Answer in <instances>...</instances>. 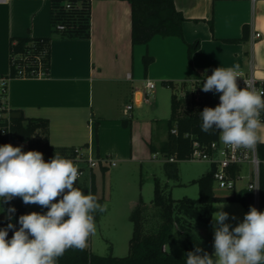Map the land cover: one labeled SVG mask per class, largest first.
I'll return each mask as SVG.
<instances>
[{"label": "crops", "instance_id": "0c3cea01", "mask_svg": "<svg viewBox=\"0 0 264 264\" xmlns=\"http://www.w3.org/2000/svg\"><path fill=\"white\" fill-rule=\"evenodd\" d=\"M65 1L0 0V77L11 71L13 38L50 39L49 74L11 78L5 102L12 112L48 119L52 158L58 153L71 159L79 148L93 158L114 153L122 160H134L133 130L140 123L138 109L149 100L143 98L147 79L177 85L193 81L205 71L237 64L264 78V0H174L186 17L185 40L155 36L148 45L132 43L129 1L71 0L78 2L79 9L90 4V29L80 35L56 28L55 17ZM245 24L249 26L247 41H224L241 37ZM196 39L200 46L190 61L187 43ZM147 52L154 60L145 71L143 57ZM131 102L135 107L129 109ZM148 135L142 138L151 140L152 133ZM260 135L264 141V122ZM92 173L96 174L93 169L85 174ZM224 203L230 217L226 222L233 227L249 211L240 201ZM136 205L134 202L133 208ZM0 207L5 210L0 212L3 224L9 204ZM206 237L214 240V228Z\"/></svg>", "mask_w": 264, "mask_h": 264}, {"label": "clouds", "instance_id": "9594fccd", "mask_svg": "<svg viewBox=\"0 0 264 264\" xmlns=\"http://www.w3.org/2000/svg\"><path fill=\"white\" fill-rule=\"evenodd\" d=\"M240 66L218 67L206 75L201 90L220 93V103L200 112L201 131L219 133L222 144L235 148L255 149L261 139V116L264 114V91L250 81L238 87ZM81 173L69 159L55 153L45 161L43 153L23 151L22 146H0V204L21 198L25 205L48 209L44 213L20 215V227L9 222L0 228V264H58L68 249L83 250L95 234V213L107 211L98 197L76 187ZM222 204L212 214L214 252L200 247L188 251L186 264H264V212L254 206L243 220L232 226ZM0 207V212H4ZM14 207L7 209L11 221ZM235 220L236 217L232 216ZM9 230L13 231L8 239Z\"/></svg>", "mask_w": 264, "mask_h": 264}, {"label": "trees", "instance_id": "16d2710c", "mask_svg": "<svg viewBox=\"0 0 264 264\" xmlns=\"http://www.w3.org/2000/svg\"><path fill=\"white\" fill-rule=\"evenodd\" d=\"M131 5L132 20V43L148 45L155 37H179L184 38L183 25L186 17L176 8L174 0H127ZM83 8H73L57 12L55 24L64 22L69 32L80 35L89 32L90 29V4H85ZM197 20V19H196ZM213 30V21L209 20ZM88 34V33H87ZM249 38V26H243V35L238 38L225 39V42L240 43ZM188 55L191 61L193 53L199 48L200 40L196 39L192 43H187ZM10 52L17 54L19 58L26 55H41L42 61L48 67L51 59L50 39L17 37L11 40ZM154 58L147 52L143 57L144 68L147 71ZM12 75H17V70L12 67ZM200 76V75H198ZM186 86V81L181 83ZM174 91L176 83L167 82ZM202 83L191 93L190 97L179 96L172 93V114L167 121V138L162 146L150 145L151 152H162L165 157L175 155L179 160L191 159L195 140L201 143H210L219 138L218 132L206 134L201 131L200 112L205 107L215 108V98L213 92L201 90ZM1 125V123H0ZM177 129L173 133L172 128ZM12 135L15 139L26 141L29 144V151L35 150L43 153V158L47 162L52 158V147L49 140V121L42 117H12ZM96 138L98 136V125H95ZM8 144L6 135L0 132V146ZM259 155L264 159V142L258 144ZM74 152V151H73ZM178 161H165V170L168 178L178 179ZM214 168L210 172L193 180L199 186L198 199H175L167 191V184H162L155 179L153 204L158 208L159 222L154 231L145 229L146 212L148 206L142 200L133 208L131 219L133 221V234L130 239L129 253L119 257L112 254L100 255L94 253L88 246L83 250L68 249L58 260V264H186V255L179 257L169 253L165 247L172 237L175 222L178 223L179 238L183 242L186 253L200 247L204 251L212 254V250L206 245L197 233L192 230V220H202L207 223L211 221V208L216 201H240L250 209L252 206L253 193L247 188L242 189L238 195L221 197L214 193ZM84 191L83 183L79 186ZM91 193L94 194V174H91ZM9 207L16 209L9 221L20 227L18 219L20 215L28 214L29 205H25L21 198H14ZM260 211L264 212V169L261 172L260 188ZM97 215L95 213V220ZM7 225H2L5 228ZM11 237L13 231L9 230ZM91 237V236H90ZM90 237L87 241L90 242Z\"/></svg>", "mask_w": 264, "mask_h": 264}, {"label": "rangeland", "instance_id": "374dc122", "mask_svg": "<svg viewBox=\"0 0 264 264\" xmlns=\"http://www.w3.org/2000/svg\"><path fill=\"white\" fill-rule=\"evenodd\" d=\"M154 82L155 93L150 94L149 100L144 102L141 109H138L140 123L135 125L133 130L134 148L137 153L135 159L132 161L122 160L114 153L101 157L94 156L97 161V165L93 168L96 173L94 175V194L98 197L100 204H107V211L96 213V231L94 235H91L87 246L94 253L100 255L112 254L123 257L129 253L130 239L134 228L131 219L134 202L139 203L142 200L148 206L145 229L154 231L157 228L158 208L153 204L155 179L160 180L164 185L167 184V191L175 199H198L199 186L197 183H193V180L211 170V164L203 159L179 160L177 162L179 178L170 179L165 170V155L162 152L154 153L148 149L150 145L158 149L162 146L167 135V121L172 114L173 89L161 81ZM195 89L192 81H187L186 86L179 83L176 87L177 94L185 97H190ZM130 105L135 107L134 102H131ZM149 132L152 133L151 140H149ZM145 133L149 137L147 141L142 138ZM137 147L138 150H136ZM59 155L67 159V156ZM242 173L247 175V166ZM247 181V178L238 180L235 191L220 188L214 184V193L221 197L238 195L242 189L247 187ZM81 183H85L86 190L91 192L90 174L79 178L75 186L77 187ZM84 193L86 194V191ZM224 202L228 201L213 203L210 223L202 220H192L191 223L192 230L205 240L207 247L211 250L213 240L211 237L207 238L206 233H211L213 230L212 214L220 210L217 207L222 204L227 206V203ZM225 208L227 207H224V211L227 210ZM47 210L38 205H29L28 207V213H44ZM165 248L169 253L179 257H184L186 254L185 246L179 238L177 222H175L172 237Z\"/></svg>", "mask_w": 264, "mask_h": 264}, {"label": "built area", "instance_id": "2783aa9c", "mask_svg": "<svg viewBox=\"0 0 264 264\" xmlns=\"http://www.w3.org/2000/svg\"><path fill=\"white\" fill-rule=\"evenodd\" d=\"M65 10H71L78 7L77 1H65L63 2ZM56 28L58 30H66L67 26L64 22H57ZM256 37H260V33L255 34ZM15 67L17 75L15 77H45L48 73V67L45 66L42 61L41 55L30 56L29 54L19 58L17 54L11 55V69ZM213 70H208L195 78L192 83L195 87H199L204 81L206 75H211ZM241 77L237 78L238 87L243 89L245 87L244 80L250 81L251 84L257 89L264 91V78L255 76L253 72H246L239 69ZM12 75V70L7 76L0 77V132L7 136L8 144L13 146H22V150L29 151V144L26 141L17 140L13 137L11 131L12 124V111L7 108L5 98L7 94L8 84ZM147 93L143 95V98L148 99L149 94L152 93L156 87L153 80L147 79L145 82ZM220 93H213L215 98V107L220 103ZM129 109L132 105L128 106ZM261 122H264V114L261 116ZM173 133H177V129L174 127L171 130ZM259 144V143H258ZM258 144L255 149H243L226 146L221 143L219 138L210 143H201L197 140L193 142V150L190 154V158H199L208 161L211 167L214 168L213 179L214 184H217L220 188L229 189L235 191L237 189V182L240 179L247 178V189L253 193L252 206L260 211V188H261V172L264 169V159L259 155ZM72 160L81 173L80 177L85 175L86 171L93 169L97 165V161L92 156H85L84 152L76 148L74 150ZM166 161H178L175 155H171L165 158ZM247 166V175H244L243 169ZM11 200L8 204L10 205ZM9 220H5L2 225H7ZM8 239H11L10 232L8 233Z\"/></svg>", "mask_w": 264, "mask_h": 264}, {"label": "water", "instance_id": "95a60500", "mask_svg": "<svg viewBox=\"0 0 264 264\" xmlns=\"http://www.w3.org/2000/svg\"><path fill=\"white\" fill-rule=\"evenodd\" d=\"M11 115H12L13 118H16V117L20 116V114L17 111L12 112Z\"/></svg>", "mask_w": 264, "mask_h": 264}]
</instances>
